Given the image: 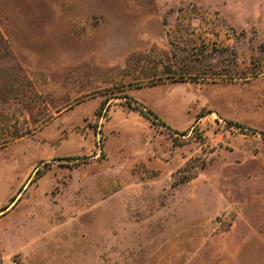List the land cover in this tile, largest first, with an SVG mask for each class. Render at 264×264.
<instances>
[{
    "label": "rangeland",
    "instance_id": "1",
    "mask_svg": "<svg viewBox=\"0 0 264 264\" xmlns=\"http://www.w3.org/2000/svg\"><path fill=\"white\" fill-rule=\"evenodd\" d=\"M0 264H264V0H0Z\"/></svg>",
    "mask_w": 264,
    "mask_h": 264
},
{
    "label": "trees",
    "instance_id": "2",
    "mask_svg": "<svg viewBox=\"0 0 264 264\" xmlns=\"http://www.w3.org/2000/svg\"><path fill=\"white\" fill-rule=\"evenodd\" d=\"M140 112L146 117V118H154V119H156V117L152 114V113H150V112H144V111H142V110H140ZM162 126H165V125H163L162 124ZM37 173H38V170L36 171V173H35V175H37ZM14 202V200L5 208V209H7L12 203ZM2 216V215H1Z\"/></svg>",
    "mask_w": 264,
    "mask_h": 264
}]
</instances>
